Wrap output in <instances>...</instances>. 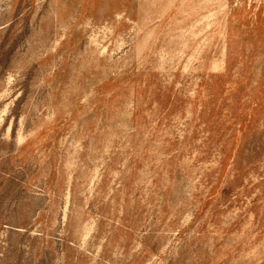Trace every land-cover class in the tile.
Returning <instances> with one entry per match:
<instances>
[{
  "label": "rangeland",
  "instance_id": "374dc122",
  "mask_svg": "<svg viewBox=\"0 0 264 264\" xmlns=\"http://www.w3.org/2000/svg\"><path fill=\"white\" fill-rule=\"evenodd\" d=\"M0 264H264V0H0Z\"/></svg>",
  "mask_w": 264,
  "mask_h": 264
}]
</instances>
